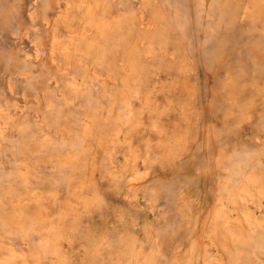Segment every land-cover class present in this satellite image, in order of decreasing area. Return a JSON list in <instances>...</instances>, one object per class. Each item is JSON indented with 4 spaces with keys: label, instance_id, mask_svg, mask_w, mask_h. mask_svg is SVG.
<instances>
[{
    "label": "rangeland",
    "instance_id": "obj_1",
    "mask_svg": "<svg viewBox=\"0 0 264 264\" xmlns=\"http://www.w3.org/2000/svg\"><path fill=\"white\" fill-rule=\"evenodd\" d=\"M263 217L264 0H0V264H223Z\"/></svg>",
    "mask_w": 264,
    "mask_h": 264
},
{
    "label": "bare ground",
    "instance_id": "obj_2",
    "mask_svg": "<svg viewBox=\"0 0 264 264\" xmlns=\"http://www.w3.org/2000/svg\"><path fill=\"white\" fill-rule=\"evenodd\" d=\"M206 109H207V106H206ZM257 180H259V179H257ZM260 181L261 180H259V183H261ZM206 185H207V183H206ZM254 217H256V216H254ZM254 217H252V218H254ZM236 220H237V217H236ZM256 220L255 219L252 220L253 222H251L249 220H243V221L239 222V224L236 222V224H238L237 225L238 227L236 229L237 238L241 241V247H238V248L235 247L236 244H235V246L227 244L225 246L226 247L225 249L218 247L217 246L218 244L216 245V239L211 238L213 235L210 233L211 234L210 238L213 242L214 247L218 248V249H216V251L222 253L223 264H264V226H263V222L261 223L258 220L257 221ZM226 223H228V222H226ZM223 224H225V223H223ZM230 224H232V222H230ZM232 225H235V223H233ZM232 225H230V227H232ZM215 227L218 228L217 226H215ZM219 227L222 228L221 226H219ZM225 227H229V226H225ZM232 228H234V227H232ZM235 228H236V226H235ZM217 230H219V229H217ZM233 235H231V236H233ZM231 236L230 235L225 236V241L229 242L230 240L231 241L235 240L234 238H236V236H233V237H231ZM177 237L178 238H176V239L182 240L180 242H183L186 245H187V243H190L192 241V240L188 239L185 234H180V236H177ZM170 243L172 244V242H170ZM185 244H183V245H185ZM191 247L194 250L195 247L193 244ZM248 247H250V250L248 249ZM155 252L151 253L149 256L150 257L151 256L156 257V259H157L156 264H170L168 262V257H172L173 259H175L178 256L176 251H173L172 249H170L168 243H164V245L162 247H160L159 249H156ZM180 252H181V250H180ZM211 263L213 264V263H217V262L212 259Z\"/></svg>",
    "mask_w": 264,
    "mask_h": 264
}]
</instances>
